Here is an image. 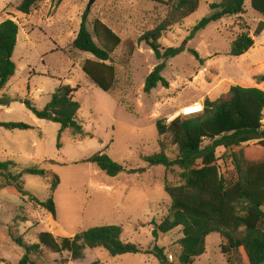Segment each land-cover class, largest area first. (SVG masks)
<instances>
[{
	"label": "rangeland",
	"instance_id": "374dc122",
	"mask_svg": "<svg viewBox=\"0 0 264 264\" xmlns=\"http://www.w3.org/2000/svg\"><path fill=\"white\" fill-rule=\"evenodd\" d=\"M90 1L61 0L56 4L45 0L29 15H23L16 11L21 0H0V24L12 20L18 25L11 57L16 69L0 91L4 103L0 106V123H21L31 128H0V163H14L17 172L37 168L46 174L21 177L24 192L38 202L51 196L53 178L59 181L52 195L54 219L13 187L1 188L6 177L0 175V264H17L23 254L11 241L9 231L26 244H36L40 232L72 238L89 228L103 226L121 227V241L142 251L154 245L163 248L167 261L178 264L181 229L160 234L156 242L151 235L152 223L159 224L170 207L164 182L180 184L177 167L165 170L143 161L160 151L155 123L181 118L177 114L182 108L203 103L205 98L215 101L232 86L264 92V82L256 80L264 77V31L253 38V47L247 53L229 56L231 43L242 33L253 37L256 25L263 20L251 9L249 0H244L242 14L222 18L193 33L197 23L211 13L209 5L220 0L199 2L193 14L162 33L158 41L160 53L168 49L179 52L161 59L139 38L167 18L175 0H93L87 9ZM85 13L89 32L93 22L99 20L121 39L107 62L115 70L109 92L97 88L81 70L86 60H94L91 55L71 48ZM93 40L102 45L99 39ZM129 44L133 46L131 55L127 52ZM189 50L195 51L199 60ZM161 64L164 68L160 77L167 87L158 83L145 93L146 77ZM60 85L79 87L74 100L79 105L76 116L82 125V136H73L70 129L61 132L59 125L36 119L23 103L28 99L41 110ZM164 141L165 154L174 159L176 150L168 140ZM239 150L249 161L264 160V149L256 141L232 148L231 152ZM99 153L122 166V173L108 177L96 165L85 162ZM229 153L222 148L216 150L222 173L231 170L226 159ZM222 245L224 241L217 234L209 235L205 253L193 264L239 263L234 256L222 254ZM42 251L43 264H158L143 252L111 257L103 249L84 248L82 258L72 260L67 252L58 255Z\"/></svg>",
	"mask_w": 264,
	"mask_h": 264
},
{
	"label": "trees",
	"instance_id": "16d2710c",
	"mask_svg": "<svg viewBox=\"0 0 264 264\" xmlns=\"http://www.w3.org/2000/svg\"><path fill=\"white\" fill-rule=\"evenodd\" d=\"M45 0H21L16 11L29 15L39 2ZM56 1L59 4L61 0ZM202 0H175L167 18L152 31L139 38L146 42L158 59L173 57L177 49H168L160 53L158 43L162 33L168 30L178 20H183L193 14ZM251 9L263 20L256 25L253 37L246 33L240 34L230 45L229 56L240 57L253 47L254 40L264 31V0H249ZM244 0H220L210 4V14L204 17L193 28V33L203 30L207 25L225 17L242 14ZM85 13L79 25L78 32L71 43V48L78 52L91 55L94 60H86L81 70L83 74L101 91L109 92L115 80V70L110 61V55L121 44V39L111 29L99 20L92 24V33L86 28ZM18 25L12 20L0 24V91L14 76L15 65L11 60L16 46ZM93 37L99 39L98 46ZM128 55L133 52V46L128 45ZM189 52L199 60L195 51ZM164 65L156 66L146 77L144 92L150 93L158 83L167 87L160 77ZM264 82V77L256 79ZM79 90L69 85H60L51 95L49 103L41 110L35 108L30 100L23 101L25 107L38 120L48 121L60 126L61 132L70 129L73 136H82L81 122L77 121L78 103L74 100ZM6 99L5 103H9ZM0 99V106L3 105ZM264 92L257 88L232 86L225 96L210 101L203 100V112L189 118L177 117L171 122L158 120L155 123L160 151L157 154L143 158L148 166H160L165 170L177 167L180 170V184L172 186L166 181L163 190L170 200L167 216L159 224L152 223V238L154 242L159 235L170 233L180 228L182 238L181 248L177 258L178 264H193L195 258L205 253V241L211 234H217L224 245L221 252L234 256L237 264H264V160L249 161L242 151L231 152L232 148L251 141L264 149ZM5 130H29V126L21 123H0ZM177 152L174 159L165 154V141ZM222 148L229 151L226 159L230 171L222 173L218 165L216 150ZM108 177H116L122 173V166L113 162L104 154H97L88 159ZM52 163V162H50ZM0 175H5L4 187H13L22 198L28 197L38 207L45 210L55 219V206L52 195L59 184L54 177L50 186V197L44 202L24 192L21 177L32 175L44 177L46 174L37 168H25L17 172L12 162L0 163ZM122 229L119 226L92 227L81 235L72 238H57L50 232H40L36 244H26L21 237H15L8 232L11 241L22 249V256L17 264H43V249L53 253L67 252L72 260L82 258L84 248L103 249L109 256L116 257L126 254L143 252L152 256L158 264H171L167 261L163 248L154 245L150 250L142 251L138 246L121 241ZM243 259L245 263L242 262Z\"/></svg>",
	"mask_w": 264,
	"mask_h": 264
},
{
	"label": "built area",
	"instance_id": "2783aa9c",
	"mask_svg": "<svg viewBox=\"0 0 264 264\" xmlns=\"http://www.w3.org/2000/svg\"><path fill=\"white\" fill-rule=\"evenodd\" d=\"M203 112V103H193L191 105H188L184 108H182L179 111V115L182 118H187L193 115L201 114Z\"/></svg>",
	"mask_w": 264,
	"mask_h": 264
},
{
	"label": "water",
	"instance_id": "95a60500",
	"mask_svg": "<svg viewBox=\"0 0 264 264\" xmlns=\"http://www.w3.org/2000/svg\"><path fill=\"white\" fill-rule=\"evenodd\" d=\"M93 0H91L89 3H88V6H87V9H89L90 5L92 4Z\"/></svg>",
	"mask_w": 264,
	"mask_h": 264
},
{
	"label": "crops",
	"instance_id": "0c3cea01",
	"mask_svg": "<svg viewBox=\"0 0 264 264\" xmlns=\"http://www.w3.org/2000/svg\"><path fill=\"white\" fill-rule=\"evenodd\" d=\"M12 78H13V77H12ZM12 78H11V79H12ZM11 79H10V80H11ZM10 80H9V81H10ZM9 81H8V82H9Z\"/></svg>",
	"mask_w": 264,
	"mask_h": 264
},
{
	"label": "bare ground",
	"instance_id": "6f19581e",
	"mask_svg": "<svg viewBox=\"0 0 264 264\" xmlns=\"http://www.w3.org/2000/svg\"><path fill=\"white\" fill-rule=\"evenodd\" d=\"M178 115V114H177Z\"/></svg>",
	"mask_w": 264,
	"mask_h": 264
}]
</instances>
